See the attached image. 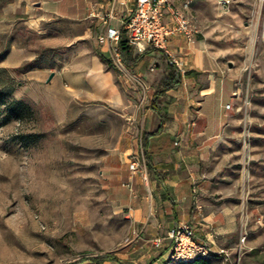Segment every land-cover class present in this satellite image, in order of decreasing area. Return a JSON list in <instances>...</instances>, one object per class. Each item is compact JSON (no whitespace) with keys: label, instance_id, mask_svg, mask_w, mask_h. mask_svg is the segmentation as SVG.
<instances>
[{"label":"rangeland","instance_id":"374dc122","mask_svg":"<svg viewBox=\"0 0 264 264\" xmlns=\"http://www.w3.org/2000/svg\"><path fill=\"white\" fill-rule=\"evenodd\" d=\"M171 2L195 19L200 11V41L234 82V94L221 101L222 119L234 122L228 159L221 163L233 174L221 176L226 181L220 185L232 190L236 238L216 241V248L206 243L207 258L212 264H264V0H232L227 8L216 0ZM92 23L82 40L83 23L53 18L42 33L20 9L6 14L0 7V264H68L108 252L124 264L179 263L169 258L170 249L162 255L168 239L156 246L154 236L144 237L111 159L127 139L139 151L134 112L148 105L147 85H155L163 68L159 55L147 83L108 53L131 85L120 102L74 97L51 88L52 77L36 78L38 70L77 68L111 50L100 39L107 25ZM11 101L28 108L16 116Z\"/></svg>","mask_w":264,"mask_h":264},{"label":"crops","instance_id":"0c3cea01","mask_svg":"<svg viewBox=\"0 0 264 264\" xmlns=\"http://www.w3.org/2000/svg\"><path fill=\"white\" fill-rule=\"evenodd\" d=\"M113 1H117L118 17L111 19L109 24L118 27L121 18L133 9L134 0H0V7H4L6 14H16L20 9L28 15V22L42 33L46 30L44 24L53 18L83 23L85 32L80 39L85 40L92 33V21H102L101 17L109 11ZM197 10L196 25L200 26V11ZM145 51L129 69L148 83V70L157 65L154 56L159 55L162 72L154 86L146 84L152 89L151 98L170 61L163 51L158 54V50L150 46ZM168 51L186 72L184 75L179 73L178 84L159 98L164 118L150 108L148 101L142 112H134V119L138 120L140 132H149L162 124L173 140L172 147L155 153L152 167L146 172L139 169L131 172L125 163L136 150L132 140H125L118 151L113 152L116 158H111L119 170L114 177L120 189L129 195L130 215L140 225L147 240L161 235L177 222H186L194 229L198 241L216 248V241L228 236L236 238L237 230L235 206L229 198L233 195L232 190L220 185L226 181L221 176L233 174L221 163L222 158L228 159L227 147L233 140L230 132L234 127L232 120L222 119L221 101L234 94L231 86L234 82L229 73L222 70L220 59L201 43L199 33L194 44H188L179 35L170 36ZM108 53L110 50L106 49L101 53L103 57L91 56L77 68L64 65L54 70H38L36 78L46 80L53 72L51 88H63L74 97L120 102L123 89L131 85L112 67ZM158 172L162 176L158 177ZM221 197L223 200L216 204L217 198ZM168 250L169 247L162 255Z\"/></svg>","mask_w":264,"mask_h":264},{"label":"built area","instance_id":"2783aa9c","mask_svg":"<svg viewBox=\"0 0 264 264\" xmlns=\"http://www.w3.org/2000/svg\"><path fill=\"white\" fill-rule=\"evenodd\" d=\"M216 1L222 8H227L232 0ZM116 2L113 1L109 11L101 17L103 24L107 26L104 36L100 38L111 43L110 53L115 58L116 63L123 65L116 45L121 29H123L126 33L127 43L135 51L143 53L149 46L162 50L169 55V61L178 68L179 73L184 75L186 70L175 57L169 54L168 38L172 35H179L188 44H194L199 33L195 17L185 14L171 0H134L131 12L121 18L118 27H113L110 26L109 21L115 18L117 14ZM120 3H123V1ZM190 3L191 0H186L185 6ZM139 144V151L130 153L128 168L131 172L138 169L146 172L140 138ZM165 238L170 241L168 256L173 260L189 261L208 255L206 243L198 241L194 229L186 222H177L166 230L164 236L157 235L152 238V242L154 245L159 246ZM244 239L245 236L242 240Z\"/></svg>","mask_w":264,"mask_h":264},{"label":"trees","instance_id":"16d2710c","mask_svg":"<svg viewBox=\"0 0 264 264\" xmlns=\"http://www.w3.org/2000/svg\"><path fill=\"white\" fill-rule=\"evenodd\" d=\"M116 45L120 60L128 69L134 67L136 62H138L146 52L134 53L132 46L127 43L126 33L123 29H121ZM179 78L180 75L175 65L172 62H169L167 64L165 73L158 83L157 89L154 91L149 100L150 108L162 119L164 118V113L161 109L159 98L166 90L176 86L179 82ZM3 96V93L0 91V100L3 99ZM9 105L12 112H14L16 116L20 115L23 109L28 108L24 103L22 104V102L20 101H11ZM139 136L144 164L146 169L149 170L152 167L153 155L160 151L171 149L170 147H172L173 140L165 133L162 124H159V126L149 132L141 131ZM156 175L158 177L162 176V174L159 172ZM84 261H87V264H102L104 261H110L111 264H124L122 260L109 252L96 256H84L80 258V260L70 262L68 264H82ZM150 264H167V261L156 263L155 260H153ZM178 264H212V262L207 257H197L189 261H179Z\"/></svg>","mask_w":264,"mask_h":264},{"label":"water","instance_id":"95a60500","mask_svg":"<svg viewBox=\"0 0 264 264\" xmlns=\"http://www.w3.org/2000/svg\"><path fill=\"white\" fill-rule=\"evenodd\" d=\"M230 65V64H229ZM53 76V72H50V74L48 75V80Z\"/></svg>","mask_w":264,"mask_h":264}]
</instances>
